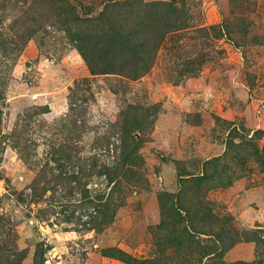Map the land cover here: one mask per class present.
<instances>
[{
    "label": "rangeland",
    "instance_id": "obj_1",
    "mask_svg": "<svg viewBox=\"0 0 264 264\" xmlns=\"http://www.w3.org/2000/svg\"><path fill=\"white\" fill-rule=\"evenodd\" d=\"M118 252L264 264V0H0V264Z\"/></svg>",
    "mask_w": 264,
    "mask_h": 264
},
{
    "label": "trees",
    "instance_id": "obj_2",
    "mask_svg": "<svg viewBox=\"0 0 264 264\" xmlns=\"http://www.w3.org/2000/svg\"><path fill=\"white\" fill-rule=\"evenodd\" d=\"M117 14H109L106 11H103L98 16L89 19V21L100 22L104 24V28L106 29V31H103L102 36L98 37V39L96 40H99L98 43L100 44L101 49L107 51L106 55L111 56L112 54L114 55L120 54L124 58L131 55L133 56V54L137 55V59L134 60V58H132V60L129 63L126 62L125 66H129L131 71L130 74H132L133 78H139L140 76L145 75L149 71L150 68L149 61L151 60V58L149 59L143 58V56L146 54L145 49H142L141 46L135 43L134 40L135 34L140 31H135V28H132L129 21L126 20L128 18H124L123 16L119 17V15ZM75 38L78 44H80L79 49L82 50V52H83L82 49L83 44H88L92 46L91 44L85 42L80 38L77 37ZM83 54L84 56H86L85 53ZM90 67H91V71L94 74L100 72L98 69L94 67V65H90ZM126 152L127 153L125 154V156L123 155L122 157L125 160H129V161L132 160L133 159L132 153H130V151L129 152L126 151ZM259 241L261 240L259 239ZM113 256L125 262L126 264H159L157 260H140L134 258L131 255L121 252H118Z\"/></svg>",
    "mask_w": 264,
    "mask_h": 264
},
{
    "label": "water",
    "instance_id": "obj_3",
    "mask_svg": "<svg viewBox=\"0 0 264 264\" xmlns=\"http://www.w3.org/2000/svg\"><path fill=\"white\" fill-rule=\"evenodd\" d=\"M171 1H176V0H171Z\"/></svg>",
    "mask_w": 264,
    "mask_h": 264
}]
</instances>
